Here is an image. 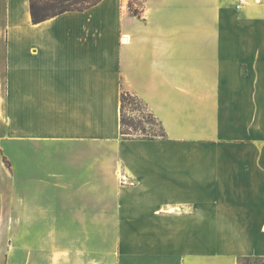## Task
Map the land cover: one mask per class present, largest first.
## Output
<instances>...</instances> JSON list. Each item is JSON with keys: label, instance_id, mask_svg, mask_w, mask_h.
Here are the masks:
<instances>
[{"label": "crops", "instance_id": "obj_1", "mask_svg": "<svg viewBox=\"0 0 264 264\" xmlns=\"http://www.w3.org/2000/svg\"><path fill=\"white\" fill-rule=\"evenodd\" d=\"M235 2L0 0V264L264 258V0Z\"/></svg>", "mask_w": 264, "mask_h": 264}, {"label": "trees", "instance_id": "obj_2", "mask_svg": "<svg viewBox=\"0 0 264 264\" xmlns=\"http://www.w3.org/2000/svg\"><path fill=\"white\" fill-rule=\"evenodd\" d=\"M99 1L100 0H29L30 13L33 22H39L46 19L47 17L65 11H81L87 9ZM129 9L133 14L139 15V12L132 8L131 2H129ZM127 105H131L133 109H139V107H144L137 97L131 95L128 92H122L120 97L121 127L124 123V110ZM150 116L152 117L151 114ZM152 118L154 119V117ZM157 125L159 128V133H151L150 136L144 134L142 137L149 138L155 136H163L162 127L158 123ZM141 131H144V129H141ZM122 133L125 134L126 132L122 131ZM125 135L128 136V134Z\"/></svg>", "mask_w": 264, "mask_h": 264}, {"label": "rangeland", "instance_id": "obj_3", "mask_svg": "<svg viewBox=\"0 0 264 264\" xmlns=\"http://www.w3.org/2000/svg\"><path fill=\"white\" fill-rule=\"evenodd\" d=\"M138 1L141 2V0H129L132 3V8L137 10L140 15ZM141 129H144V131H141ZM122 131L126 132L125 134H128V136L140 137L144 134L147 136H150L151 133L157 134L159 133V128L156 120L150 116L144 107L133 109L131 105H127L124 110ZM68 232L72 235L75 231ZM4 264H12V257H4ZM238 264H264V258H243L240 259Z\"/></svg>", "mask_w": 264, "mask_h": 264}, {"label": "built area", "instance_id": "obj_4", "mask_svg": "<svg viewBox=\"0 0 264 264\" xmlns=\"http://www.w3.org/2000/svg\"><path fill=\"white\" fill-rule=\"evenodd\" d=\"M245 2H246V0H236L235 8L240 9L245 4Z\"/></svg>", "mask_w": 264, "mask_h": 264}]
</instances>
